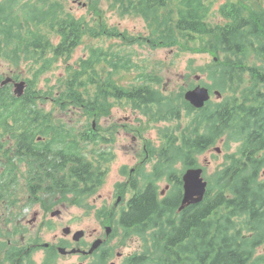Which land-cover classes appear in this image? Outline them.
Here are the masks:
<instances>
[{
    "label": "trees",
    "instance_id": "1",
    "mask_svg": "<svg viewBox=\"0 0 264 264\" xmlns=\"http://www.w3.org/2000/svg\"><path fill=\"white\" fill-rule=\"evenodd\" d=\"M257 3L254 8L222 5L225 23L211 24L204 18L210 7L205 0L123 2L120 15L134 12L159 20L163 10L168 9L163 17L174 24L165 23L163 28L151 24L153 36L161 38L162 43L174 41L180 50L206 52L217 58L192 69L194 73L199 70L207 74L211 82L201 81L204 86L226 94L203 108L191 106L183 97L184 90H159L158 76L150 75L140 65L134 67L139 82L130 84V88L102 78L98 69L110 68L116 73L131 70L129 60L115 50L87 45L88 52L68 69L66 92L57 97L59 107L69 103L102 116L96 111L110 104L112 97L130 102L156 121L177 122L174 130L162 127L163 133L168 134L166 142L156 152L150 148L152 169L144 175L147 178L137 186L118 220L117 225L126 236L136 235L142 247V252L127 258L125 264H264V253H258L264 245V9ZM79 24L69 18L59 3L53 4L52 30L56 40L52 62L70 57L82 41L87 31ZM88 32L95 34V28L89 27ZM192 86L191 82L189 88ZM26 109V118L20 122L21 147L29 149L30 170L32 163L40 162L38 171L50 172V180H61L59 187L50 189L51 196L57 195L56 188H63V197L65 190L74 201L84 193L96 191L102 177L92 153L100 151L94 147L97 140L104 141L109 136H100L91 125L78 137L59 125L52 128V120L43 118L38 122L39 111L31 105ZM23 110L19 108L16 113L23 116ZM184 116L190 121L182 126ZM51 129L57 133L52 140L61 139L64 145L52 142L48 152L33 144L36 135ZM219 141L228 151L224 162L209 176L204 199L178 212L182 192L177 165L195 166L198 156ZM233 142L236 149L229 151ZM88 146L92 149L88 150ZM140 169L142 175L143 167ZM6 173L15 176L12 169ZM4 175L0 174V202L14 195L12 186L2 184ZM162 179L173 185L166 195L158 190ZM41 182L34 183L32 194L39 193ZM128 228L132 230L128 232Z\"/></svg>",
    "mask_w": 264,
    "mask_h": 264
},
{
    "label": "rangeland",
    "instance_id": "2",
    "mask_svg": "<svg viewBox=\"0 0 264 264\" xmlns=\"http://www.w3.org/2000/svg\"><path fill=\"white\" fill-rule=\"evenodd\" d=\"M210 4L207 14V20L212 23L218 22L222 15L220 7L224 0H208ZM264 9V0H238V4L243 7L247 5L250 8H254L258 3ZM68 7V6H67ZM66 7V9H68ZM81 12V11H80ZM80 14H77L79 17ZM82 16V15H81ZM106 20L102 22L106 26L111 24L108 33L115 35L117 38L113 39H95L84 38L75 48L70 57H64V59H58L53 62V68L51 71V96L52 102L47 105L46 110L51 111L52 128L59 125L65 132H72L73 135L81 136L86 128L92 125L93 120L94 130L100 134L108 135L106 140L98 139L95 149L100 151L92 153L94 161L100 168L99 174L102 177L101 184L96 191L93 189L91 192L84 193L83 195L73 198L70 194H67L64 202L57 204L62 209L60 215H56L53 222H41L44 216L38 218L36 223L25 224L31 220L38 210L39 205L43 206V202H36L28 197L26 183L29 180V171L24 168L25 162L18 163L15 171L17 177L15 180L17 184L13 187L14 195L9 196L8 200L13 203L15 208L5 209L7 216L0 218V244L7 245L9 240L21 245H35L39 243L41 246L43 243H51L55 233L62 235V229L69 228V232L76 231H90L94 227H98L99 222H104L106 219H100V213L103 209H109L115 201L114 191L118 189L117 182L126 178L127 173H130L131 169H134L132 175L135 176L137 169L142 168L144 165L148 168V171L152 168V162L145 164L146 154L149 153L147 148L154 147L156 152L167 139V135L163 133V126L169 127L170 130H174L177 122L168 121H156L148 116L143 115L142 111L134 107L130 102L121 100L119 98L110 97L108 105H105L98 109L96 112L99 115H93L85 110H79L74 108L69 103H65L64 107H59L60 104L57 100L59 94L66 92V82L68 79V69L73 66L74 62L88 52L87 45H95L104 51L115 50L120 55L129 60L131 67L129 71L121 70L119 73L112 71L110 68L102 71V78L111 80L120 86L130 88V84L138 83L137 74L138 71L134 69L136 65L143 66L146 71L152 76H158L160 79V85L158 89L168 93H177L186 89L191 82L196 83L211 82L207 74L197 70L192 72L194 67L206 65L209 61H216L209 53L180 50L178 45L173 43L172 40H165L167 42L162 43L159 38L153 36V27L149 24L148 20L143 19L134 12L128 15H120L119 10L110 11L106 10ZM87 19L88 18L86 14ZM225 19V18H224ZM225 23V21H224ZM223 23V24H224ZM53 34V33H52ZM126 37V39L124 38ZM152 38L150 41H146L148 38ZM56 38L53 36V41ZM196 76H199V80L196 81ZM150 82V81H149ZM202 84V83H201ZM203 85V84H202ZM264 86V85H263ZM262 86V89H263ZM212 91L217 89H211ZM90 91V90H89ZM218 91V90H217ZM226 94H223L220 98H224ZM44 102L43 98L40 100ZM217 101L216 96L213 94L211 102ZM194 115V114H192ZM190 119L186 116L182 119V126L189 123ZM121 124V125H120ZM36 135L47 136L50 133V138L46 141L52 143L64 145V141L52 140L56 136V132L43 131ZM112 134V135H110ZM127 134V136H125ZM64 137V133L62 134ZM144 143H147V148L143 149ZM82 145V144H81ZM237 144L235 142L230 144L229 151L236 149ZM220 148V151H215V148ZM87 149H92L88 146ZM228 150L219 141L210 150H207L203 154L198 156L197 164L203 167V177L208 181L210 175L224 162L225 153ZM138 165V166H137ZM137 166V167H136ZM126 167L127 171H122V168ZM184 168L179 164L177 165V174L180 175ZM126 174H124V173ZM3 171H0V174ZM135 174V175H134ZM129 175V174H128ZM18 185V186H17ZM169 185V186H168ZM172 182L163 179L158 182V190H162V195H166L170 192ZM123 188V185L120 186ZM110 195L114 196L109 198ZM37 197V196H36ZM72 198V199H71ZM36 204V205H35ZM63 204V205H62ZM51 205H55L52 202ZM49 213V212H48ZM118 231V230H117ZM68 232V233H69ZM103 232V231H102ZM67 234V233H64ZM73 234V233H72ZM81 237V236H80ZM121 238L118 231L117 241ZM80 239V238H79ZM78 239V240H79ZM132 239L126 241V244L117 246L116 251L123 253L121 258L114 256L112 261L117 264H125L128 255L135 253H141V241L134 235ZM1 247V246H0ZM42 247V246H41ZM77 251V250H76ZM75 251V252H76ZM3 252V249H0ZM258 253H264V245L259 247ZM58 257L54 260V264H74L79 258L71 257ZM95 257V256H93ZM2 258V256H1ZM93 258H88V263H93Z\"/></svg>",
    "mask_w": 264,
    "mask_h": 264
},
{
    "label": "flooded vegetation",
    "instance_id": "3",
    "mask_svg": "<svg viewBox=\"0 0 264 264\" xmlns=\"http://www.w3.org/2000/svg\"><path fill=\"white\" fill-rule=\"evenodd\" d=\"M125 1L0 0V171H3L1 173L2 175L5 174L1 182L6 186L14 187L17 184L15 180V177H17V173L15 172L17 170L16 166L24 160V168L29 171V180L26 183L28 197L36 200L37 203L43 202L44 204L43 206L39 205L33 218L25 224H35L37 219L43 216L44 219L41 222H53L51 219H54L56 215H60L62 212V209L57 204L59 201L63 203L68 194L64 190L63 197V188L60 190L56 188L55 192L57 195L51 196L50 189L59 187L58 182L60 181L61 183V180L58 178L50 180L48 179L51 178L50 172L38 171V164L40 162L32 163V169L30 170L28 158L30 160L31 158L27 156L29 149L21 147L22 135L20 122L26 118L24 113L28 110L26 109L28 105H31L33 109L39 111L37 117L38 122H42L43 118L49 122L52 120L50 115L51 111H47L46 108L52 102L50 76L53 68V4L59 3L69 18L72 17L79 21L81 28L85 32L87 31L81 37V40L88 37L110 40L117 37L108 33L111 24L106 26L102 20L107 23L105 17L106 10L109 8L110 11L116 13L117 10L122 8V4ZM241 1L244 2V0ZM228 3L238 4V0H224L222 5H228ZM244 6L247 5L244 4ZM168 11V9L163 10L164 13H162L163 15L160 16L159 20L143 17L141 14L137 15L148 20L150 25H161L160 28H163L165 23H169V25L174 24L169 18L165 21L163 17ZM77 14H80V16L77 17ZM86 14L91 19H87ZM128 14L131 13H126L125 15ZM204 18H206V22L210 23L207 20V14H205ZM224 18L221 17L218 22L224 23L227 19L226 17ZM89 27L95 28V34H89ZM124 38L126 39V37ZM151 39L150 37L146 41H150ZM158 40L162 42L161 38ZM15 44L17 45L16 47H14ZM19 45H21V48H19ZM28 50H31L30 54H28ZM195 85L193 84L192 87ZM190 88L188 86L184 89V92ZM20 90H22L21 94H19ZM210 95L208 102H211L212 99V94ZM41 98H43L44 102L40 101ZM19 108H24L23 116L16 113ZM97 133L100 136L103 135L99 132ZM49 135L50 133L47 136L34 137L33 144L38 145L40 149H46L50 152L51 142L50 140L46 141L47 139H51ZM145 147L147 148V143H144L143 149ZM147 150L149 151L150 148H147ZM146 155L145 164H150L149 153ZM7 169H12L15 176L8 175L6 173ZM133 170L131 169L130 173L126 172V178L117 182L118 189L116 188L114 191L115 201L109 209H103V212L100 213V219H106V221L99 222L98 227H94L90 231L84 230L79 240L73 239L71 231L64 234L63 227L62 235L55 233L52 242L49 244L43 243L41 245L42 247L38 242L35 245H21L9 240V247H0V249H3V252H0V264H54L56 258L64 257V255H67L65 257L79 258L74 264H117L112 261L114 256L117 258L123 256L122 252L116 251L117 246L120 247L126 244V241L129 239L133 240L131 235L126 236V232L117 225L118 220L120 219L121 213L127 210L129 201L136 194L137 186H140L144 182V178H147L144 175L150 172L145 165L143 166L142 175L141 169L139 168L137 169L136 175L134 174L135 176H133ZM122 171H127L126 167H123ZM36 181L42 182L41 190L37 189L39 193L35 195L32 194V187L34 185L35 188L34 183ZM121 185H123V188H120ZM98 188L99 186L97 190ZM113 197L110 195L109 198L111 199ZM53 201L55 205H51ZM12 208H15L13 203L6 199L2 200L0 202V218L7 216L5 209H10V213ZM117 230L121 236L118 241L116 239L118 237ZM131 230L132 228H128V232ZM93 243H96V248L92 252H89ZM59 249H65L64 253H61ZM71 249L77 251L69 253L67 250ZM89 257L93 258V263H88ZM130 257L131 255H128V258Z\"/></svg>",
    "mask_w": 264,
    "mask_h": 264
},
{
    "label": "water",
    "instance_id": "4",
    "mask_svg": "<svg viewBox=\"0 0 264 264\" xmlns=\"http://www.w3.org/2000/svg\"><path fill=\"white\" fill-rule=\"evenodd\" d=\"M22 90H20V93ZM214 94L219 97L220 94L218 91H214ZM210 93L208 88L204 86H196L193 89L187 90L184 93V99L194 108H202L205 103L209 100ZM94 126V122H93ZM215 151H220V148H215ZM203 170L200 167L196 168H187L182 176V184H183V193L180 201V205L178 208V212L184 209L185 207L197 204L201 202L204 198L206 189H207V180L202 176ZM69 228H64V233H68ZM82 235V231H76L73 234V238L78 240ZM96 248V243L92 244V247L89 249V252H92ZM61 253H64L65 249H59ZM75 249L70 250L69 252H75Z\"/></svg>",
    "mask_w": 264,
    "mask_h": 264
}]
</instances>
